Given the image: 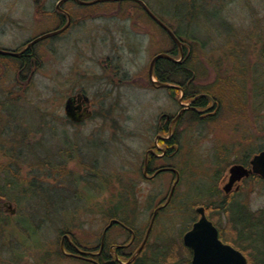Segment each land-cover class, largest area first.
Segmentation results:
<instances>
[{
	"label": "rangeland",
	"instance_id": "374dc122",
	"mask_svg": "<svg viewBox=\"0 0 264 264\" xmlns=\"http://www.w3.org/2000/svg\"><path fill=\"white\" fill-rule=\"evenodd\" d=\"M59 1L0 0V49L22 50L27 42L61 29L57 11L68 12L71 21L64 34L34 45L40 67L28 81H20L16 57L0 55V123L16 129L26 140L23 145L28 158L21 163L39 164L51 155L62 176L34 168L40 189L36 186L25 195L21 191L29 187L28 182L11 188L7 175L0 172V190L19 203L22 214H87L78 218L91 226L82 227L79 234L84 237L95 230L102 233L105 213L120 200L121 214L138 228L143 223L134 220L144 222L157 211L160 216L152 242L159 247L158 264L166 254L165 258L186 264L180 257H187V251L176 240L181 242L188 228L187 215L198 202L212 203L214 199L209 213L229 234L228 223L225 225L217 209L219 199L225 197L229 170L237 160L264 150V94L258 91L264 88V0H199L198 7L185 10L193 20L189 35L199 41H192L194 46L189 48L191 66L197 72L194 86L199 92L192 91V96L209 94L219 106L214 119L204 122L187 113L189 100H184L183 91L172 93L151 84L152 59L169 52L173 44L146 11L134 4H121L125 0L94 5L68 0L60 6L62 10L57 7ZM142 1L169 18L177 10L183 11L180 0ZM64 22L63 26L67 16ZM173 24L175 28L177 22ZM184 57L174 56L179 61ZM13 88L26 91L22 103L6 101L7 91ZM79 90L90 97L94 120L69 123L65 103ZM167 116L180 117L176 133L180 149L170 160L182 178L172 194L173 175L147 181L141 170L145 152L154 146L158 126ZM241 187L242 198L252 209L264 206V183L249 180ZM59 199H67L66 205ZM10 224L0 225L5 232L3 237L0 234V264L24 263L28 255L18 259L22 248L17 253L8 251L12 247L9 236L21 233ZM119 234L115 231L112 236L121 242L125 237H117Z\"/></svg>",
	"mask_w": 264,
	"mask_h": 264
},
{
	"label": "flooded vegetation",
	"instance_id": "af4514ba",
	"mask_svg": "<svg viewBox=\"0 0 264 264\" xmlns=\"http://www.w3.org/2000/svg\"><path fill=\"white\" fill-rule=\"evenodd\" d=\"M66 13L68 12L65 11L64 14L66 15ZM28 43H31V41L27 42V44ZM151 84L157 87V85L153 84L152 82ZM79 94L87 95V92L85 90H79L77 93L73 92L67 97V99L69 97H76ZM203 97L207 99L206 104H202L199 101ZM209 103H211V106L208 105ZM74 106L80 107L79 110L76 109V112H78L79 115L83 116L91 112L90 116H83L84 118L81 120V122H74L66 116V121L69 123L83 124L90 120H94L91 99L88 103L84 99H81V101L76 99ZM86 107L89 109H86ZM218 107V102L211 95L203 94L193 95V97L189 99V107L187 110L193 114L195 113L198 116L197 118H194L195 120L204 122L214 119L213 112H215ZM179 118L180 117H174L172 119L170 116H167L165 123H160V126H158V135L154 141V146L145 152L141 167L142 176L145 180L154 181V179L160 175L169 173L175 177V181L176 179H179L178 182H180L182 173L176 168L175 165H173V163H171V160L176 157L177 152L180 149V143L178 141L179 139L176 135ZM165 132L167 133L165 136H163L162 133ZM157 142H159L160 145H157ZM260 152L262 151L257 152L245 160H237L233 166L242 165L246 169L251 170V161L253 157ZM61 155L62 153H60V156ZM47 156L51 157V155ZM60 156H56V158H61ZM164 161H168L170 163H164ZM46 169L51 173L60 174V167L58 166L48 165ZM58 177L61 178V174ZM229 179H231L230 170L228 174V180L223 187L225 197L220 198L219 203L217 204V209L223 216L225 225L228 223L226 227L229 231V234H227L222 229L223 227L218 222H216L209 213L216 202L214 199H212V203L203 201L198 202L196 205L193 204L194 209L191 211V215H187L188 228L184 230L181 242L176 240L177 245L184 247L187 251V257H180V260H187L186 264H192L194 258V249L191 246L185 244L184 237L188 232L193 230L195 224L201 220L203 215L207 218L209 223H211L216 228L221 244L229 246L234 251L242 254L246 260V264H264V206L252 209L247 199L242 198L243 196L240 193L243 182L256 180L258 182L264 183V177L255 172H249L241 179L234 181L231 185H229ZM17 184L22 185L24 183L17 182ZM36 186L40 189L39 183H36L32 189L29 184V187L26 188L27 190L24 189L21 191V193L26 195L27 193L31 192L30 190L36 189ZM62 189L63 188H60L61 191ZM203 191H205V189ZM19 200L21 202L22 199L19 198L17 201ZM66 200L67 199H63L62 201L59 199V202H61V205H66ZM72 200L77 202L80 200V198ZM169 203H167V206ZM18 204V202L14 203L10 201V199H0V207H3L4 210L9 211L8 213L0 214V225L4 226V224H6L7 226V223L10 222V227H13L14 230L21 232L19 236L14 235V233L13 235L9 236L10 238L8 240L11 243L10 247H12L8 251L12 252L15 250L14 253H17L18 249L22 248V256L18 257L19 260L28 255L26 262H19L16 259L15 261H18L16 264L159 263L158 257L156 256L159 247L157 244L152 242L155 233L154 229L157 226L158 218L160 216L159 212L155 211L156 213L154 212L151 214L148 219L145 221L143 220L144 222H142V220H134V223H137V221L143 223L139 224L140 228L133 224L131 219H127L125 217L126 215L111 217L110 215L106 214L104 219L105 222L107 221V223L102 233L98 235V232L95 230L94 233L90 232L91 235L84 237L79 234V232L83 231L82 227L84 225L86 226V224H83L78 218L79 216H87V214L52 215L50 212L37 216L32 214H22L18 209ZM1 217L7 219L9 218L12 221L8 220V222L6 219L3 221ZM92 223L95 224L96 220H93ZM88 226L89 225L86 227ZM115 231H119L120 233L117 237L124 236L125 239L120 242V239H116L114 235L112 236ZM0 234L1 237L5 236V232H3V230L0 232ZM228 235H230V238ZM178 236L179 235L177 233L175 237ZM170 241L172 242V240ZM14 258L12 260H14ZM172 264H179V259H173Z\"/></svg>",
	"mask_w": 264,
	"mask_h": 264
},
{
	"label": "trees",
	"instance_id": "16d2710c",
	"mask_svg": "<svg viewBox=\"0 0 264 264\" xmlns=\"http://www.w3.org/2000/svg\"><path fill=\"white\" fill-rule=\"evenodd\" d=\"M199 0H180L178 2V5L182 7L183 11L182 13L177 14L174 13L172 15V18H169L168 15L162 14V13H155L146 3V5L150 8V10L158 16V18L169 28L174 32L176 37L183 43V50H184V59L179 62H175L172 60L159 58L154 66V75L157 78L158 81L168 84H173L181 87V89L178 88H169L170 92H176V91H183L184 93V100H189L192 96V91H195L196 94H198V89L196 86H194V80L197 76V72L195 71L193 66H191V58H193L192 53H190L189 48L191 47L192 41L193 43H199V41L192 37V35H189L190 27L192 23V19L189 17V10H192L193 8L198 7ZM134 4L136 7H139L143 12H145L144 7L141 3L135 0H128V1H122L121 4ZM188 12L186 13V11ZM56 12V11H55ZM57 16L60 17L62 24L61 27L64 25V21L66 19V15L60 12H56ZM149 19H151L154 23L157 24L156 21H154L150 16H148L147 13H145ZM172 22H171V21ZM174 22H177V26L174 28ZM159 26V23L157 24ZM71 27V26H70ZM70 27L68 29H70ZM163 32L168 33L162 26H159ZM67 29V30H68ZM67 30L63 31L61 34H64ZM60 35V34H58ZM170 34H168L169 36ZM57 36V35H56ZM173 44V48L167 52L169 56L172 57L181 55L180 47L177 45L175 40L170 36ZM191 44V45H190ZM194 46V45H193ZM21 49L17 50L20 51ZM264 52V51H263ZM196 52L193 51V54ZM192 55V56H191ZM264 55V53H263ZM16 67L20 70V81L29 80L31 76L34 74L35 69L40 67V61L38 54L36 53L34 46L28 49L25 53H22V55L16 57ZM118 69V68H117ZM16 84V83H14ZM17 85V84H16ZM216 85V84H215ZM215 85H213L215 87ZM242 85V84H241ZM245 86V85H243ZM18 87V86H17ZM20 87V86H19ZM243 89H246V87H243ZM259 95L264 94V88L260 87L258 89ZM8 93H6L7 99L6 101H11L13 104H17L19 102L22 103V97L25 95V90H22L20 93V90H15L13 88L11 91L8 90ZM244 90L241 92V94L244 95ZM191 93V95H190ZM210 93L211 92H207ZM202 104H206L207 99L201 98L199 100ZM192 115V118H197L198 116L194 113L187 112ZM15 130H9L6 128L4 124L0 123V172L7 175V184L11 188H15L17 186V182H28L32 187L36 185V177L37 173L33 172L34 168H39L40 170H43L47 168L48 165H53L51 162V158L46 156L47 158H44L41 162H38L39 164H23L21 163V160H25L28 158L27 150H25L23 143H25L26 140H23L20 138L19 131ZM19 134V135H18ZM30 150V149H29ZM60 164V163H59ZM46 175V174H45ZM3 190V188H2ZM27 190V189H26ZM30 190V189H29ZM126 190V187L123 191ZM32 191V190H30ZM122 191V192H123ZM121 196V195H120ZM0 199H10L7 193H4V191L0 190ZM115 207H109L107 212L105 214L110 215L111 217H119L121 214L120 207L123 205L122 200L119 201V203L116 204ZM0 214H3V210L0 209ZM164 255V254H163ZM168 255V254H166ZM165 255V256H166ZM161 256L160 263L161 264H172L171 260L172 258L167 256Z\"/></svg>",
	"mask_w": 264,
	"mask_h": 264
},
{
	"label": "water",
	"instance_id": "95a60500",
	"mask_svg": "<svg viewBox=\"0 0 264 264\" xmlns=\"http://www.w3.org/2000/svg\"><path fill=\"white\" fill-rule=\"evenodd\" d=\"M66 1H68V0H60L58 2L57 7L59 9H62L60 7V5ZM75 1L78 2L79 4H83V5H94V4L99 3V2L122 1V0H91V1L75 0ZM135 1H138L139 3H141L142 6L144 7L146 13L148 14V16H150L154 21H156L157 24L159 23V26H162L168 32V34H170L169 36H171L175 40L177 45L180 47V51H181L180 56L183 57L184 56V50H183V46H182L183 43L176 37V35L169 28V26L167 27L158 18V16H156L150 10V8L142 0H135ZM66 16H67V23L63 28L54 30L52 32L43 34V35L35 38L34 40L31 41V43H28L23 48V50H21V51H8V50L0 49V55L2 54V56L18 57L22 53H25L29 48H31L32 46H34L38 42L62 33L63 30H66L71 23L70 15L68 13H66ZM159 58L160 59L164 58V59L172 60L175 62H179V60H176L174 57H171V55L169 56V54H167V53H161V54L156 55L152 59L150 67H149V79L151 80V82L155 85L160 86V88L162 87V88H178V89H181V87H179L177 85L163 83V82H160L158 80L153 79L154 78V76H153L154 66H155L156 61ZM76 97H69L67 99V101L65 103V113L67 114L66 116L69 119H71L72 121L81 122V120H83V118H84L83 116L89 117L91 112H89L88 114L83 115V116L79 115L78 112H76V109L79 110L80 107L74 106V103L76 102V99L78 101H81V99H84L88 103L90 101V98L88 97V95H82V94H79ZM182 97L179 100L180 103H182ZM181 105H183V104H181ZM87 108L88 107H86V109ZM251 165H252L251 170L246 169L242 165L233 166L230 169L231 179H229L230 180L229 185H231L234 181L241 179L242 177L247 175L249 172H255L257 174H260L262 177H264V151L260 152L259 154L255 155L253 157V159L251 161ZM178 181H179V179H177L176 182L174 183L171 194L173 193ZM111 225H112V223H111ZM184 241H185L186 245H189L194 249V258H193L192 264H246V260L242 254L234 251L229 246L221 244V242L218 238V233H217L216 228L211 223H209V221L207 220V218L204 215L202 216L201 220L197 224H195L193 230L188 232L185 235Z\"/></svg>",
	"mask_w": 264,
	"mask_h": 264
},
{
	"label": "bare ground",
	"instance_id": "6f19581e",
	"mask_svg": "<svg viewBox=\"0 0 264 264\" xmlns=\"http://www.w3.org/2000/svg\"><path fill=\"white\" fill-rule=\"evenodd\" d=\"M68 29V28H67Z\"/></svg>",
	"mask_w": 264,
	"mask_h": 264
}]
</instances>
